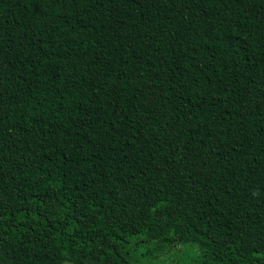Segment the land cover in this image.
<instances>
[{"label": "trees", "instance_id": "16d2710c", "mask_svg": "<svg viewBox=\"0 0 264 264\" xmlns=\"http://www.w3.org/2000/svg\"><path fill=\"white\" fill-rule=\"evenodd\" d=\"M264 264V0H0V264Z\"/></svg>", "mask_w": 264, "mask_h": 264}, {"label": "rangeland", "instance_id": "374dc122", "mask_svg": "<svg viewBox=\"0 0 264 264\" xmlns=\"http://www.w3.org/2000/svg\"><path fill=\"white\" fill-rule=\"evenodd\" d=\"M198 249L195 247V253H192V251L189 253H181L178 251H172L166 255L149 259L145 261L143 264H175L176 262H184L188 261L190 262L195 254H197ZM64 264H73L71 262H65Z\"/></svg>", "mask_w": 264, "mask_h": 264}]
</instances>
